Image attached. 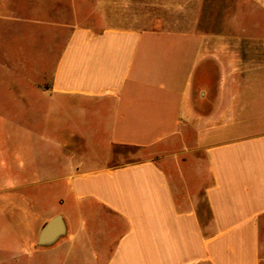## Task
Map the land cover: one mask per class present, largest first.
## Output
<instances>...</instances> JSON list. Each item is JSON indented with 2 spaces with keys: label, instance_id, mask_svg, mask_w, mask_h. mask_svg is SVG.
Instances as JSON below:
<instances>
[{
  "label": "crops",
  "instance_id": "crops-1",
  "mask_svg": "<svg viewBox=\"0 0 264 264\" xmlns=\"http://www.w3.org/2000/svg\"><path fill=\"white\" fill-rule=\"evenodd\" d=\"M224 8L203 3L157 33L77 24L73 0H0V33L13 35L0 46V119L26 114L30 91L86 143L69 155L36 134L32 147L56 155L42 183H0V264H264V36ZM128 148L148 158L113 165ZM58 216L66 234L40 245Z\"/></svg>",
  "mask_w": 264,
  "mask_h": 264
},
{
  "label": "rangeland",
  "instance_id": "rangeland-1",
  "mask_svg": "<svg viewBox=\"0 0 264 264\" xmlns=\"http://www.w3.org/2000/svg\"><path fill=\"white\" fill-rule=\"evenodd\" d=\"M73 1L76 5L77 24L93 27L97 30L108 27L140 25L141 28L157 33L177 32L181 23L195 20L199 6L204 3L206 5H219L220 11L224 7L226 10L227 7H230L229 12H220L222 18L235 16L237 22L246 25L251 33L264 36V0ZM38 6L53 19H69L65 6L51 2H44ZM59 7L61 8L60 12H56ZM26 12L34 14V11L29 9ZM12 36V34L0 33V46L5 44L4 39L12 38ZM60 44L61 41H59ZM33 52H36V47H34ZM48 83L49 77H45V87H48ZM32 99L34 100L32 93L28 91L26 114L21 115V109L13 106L2 109L5 111L4 114L1 111L6 119H0V183H42L41 176L46 175L47 171L50 170L47 169L48 163L56 161L54 153L32 147L38 141L36 134L43 131L48 133L50 139L56 136L60 138L61 143L65 142L67 149L70 151L69 155L75 151L83 156L86 152L84 140L73 138V134L69 132V125L66 122V119L69 118L68 115L66 116L63 113L62 117L65 121L62 123L55 122L52 117L42 114V111H46L48 108L43 109L39 105L33 104ZM80 127L84 131V124H81ZM26 131L32 133L33 136H24L23 132ZM88 135L91 138L93 137L92 133ZM88 142L87 153L90 156H98L100 154L98 144L91 140ZM148 155V152L141 148L124 149L115 156L116 159L113 161V165L136 162L148 158ZM19 160H22L23 163L25 161L26 166L20 167ZM42 165L44 169H41ZM54 167H56L55 164ZM32 189V191L30 189L29 191H31V195H34L32 192L36 190L35 188ZM13 191L20 195L22 190L17 188Z\"/></svg>",
  "mask_w": 264,
  "mask_h": 264
},
{
  "label": "water",
  "instance_id": "water-1",
  "mask_svg": "<svg viewBox=\"0 0 264 264\" xmlns=\"http://www.w3.org/2000/svg\"><path fill=\"white\" fill-rule=\"evenodd\" d=\"M66 234V228L63 219L58 216L52 219L43 228L39 237V244L43 246L52 245Z\"/></svg>",
  "mask_w": 264,
  "mask_h": 264
}]
</instances>
